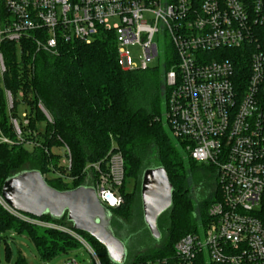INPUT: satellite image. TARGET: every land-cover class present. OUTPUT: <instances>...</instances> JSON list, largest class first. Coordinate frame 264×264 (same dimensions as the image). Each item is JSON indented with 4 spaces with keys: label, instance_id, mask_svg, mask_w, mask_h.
I'll use <instances>...</instances> for the list:
<instances>
[{
    "label": "built area",
    "instance_id": "2783aa9c",
    "mask_svg": "<svg viewBox=\"0 0 264 264\" xmlns=\"http://www.w3.org/2000/svg\"><path fill=\"white\" fill-rule=\"evenodd\" d=\"M101 31L115 34L119 63L127 71L153 68L158 38H169L176 61L165 75L167 122L190 157L217 173L220 197L199 226L204 235L199 229L188 233L172 256L135 264H264V0H0V145H41L25 103L33 96L25 99L23 90L15 94L5 87L16 64L10 58L32 72L39 52L59 54L61 45L91 43ZM2 102L12 137L1 124ZM38 107L52 122L41 102ZM60 149L62 164L70 168L69 147ZM90 169L98 174L94 188L101 204L120 207L125 162L117 143L106 168L99 162ZM0 206L31 225L68 232L94 264H102L75 229L15 209L2 188Z\"/></svg>",
    "mask_w": 264,
    "mask_h": 264
},
{
    "label": "trees",
    "instance_id": "16d2710c",
    "mask_svg": "<svg viewBox=\"0 0 264 264\" xmlns=\"http://www.w3.org/2000/svg\"><path fill=\"white\" fill-rule=\"evenodd\" d=\"M169 57L171 60H167L163 73L158 68L124 70L119 63L115 34L101 31L91 43L73 41L61 45L59 54L39 52L32 59V72L26 64L17 66L15 56L10 58L9 63L17 65L11 66V73L6 75L5 87L15 94L23 90L25 99L33 96L25 103L32 114L30 127L38 129L41 145L33 150L22 145H0V188L9 178L27 170L40 171L47 183L60 191L94 187L98 174L86 168L99 162L106 168L112 144L116 142L125 162V181L121 188L124 203L118 208H107L116 234L130 233L137 225L146 226L141 198L146 169L164 167L173 185L172 205L158 220L159 229L166 227V241L146 252H138L128 264L172 256L176 243L184 235L196 232L198 223L207 221L209 207L220 196L214 190V193L193 199L189 176L201 169L213 178L208 186L212 189L217 185V173L212 166L193 160L178 139L179 146L184 149L182 153L163 124L162 114L165 105L166 115L169 93L165 75L176 61L174 53ZM39 102L51 115L52 122L38 107ZM2 104L1 124L5 133L12 137L5 103ZM65 146L71 151L70 168L62 164L63 156L53 151ZM131 179L135 181L133 191L125 188L126 181ZM40 218L74 229L67 213L60 218L50 214ZM76 231L92 245L102 264H117L103 244L85 231ZM9 233L31 239L44 260L68 253L80 243L64 230L31 225L0 206V264H4V242L9 260ZM13 264L30 263L19 255Z\"/></svg>",
    "mask_w": 264,
    "mask_h": 264
},
{
    "label": "water",
    "instance_id": "95a60500",
    "mask_svg": "<svg viewBox=\"0 0 264 264\" xmlns=\"http://www.w3.org/2000/svg\"><path fill=\"white\" fill-rule=\"evenodd\" d=\"M2 194L12 207L36 217L50 214L60 218L67 213L74 229L89 233L106 247L113 262L124 264L125 244L113 233L111 213L101 204L94 187L60 191L50 186L40 171L27 170L9 178ZM141 198L146 226L159 237L158 220L173 199V185L164 167L144 171Z\"/></svg>",
    "mask_w": 264,
    "mask_h": 264
},
{
    "label": "rangeland",
    "instance_id": "374dc122",
    "mask_svg": "<svg viewBox=\"0 0 264 264\" xmlns=\"http://www.w3.org/2000/svg\"><path fill=\"white\" fill-rule=\"evenodd\" d=\"M158 44H159L160 55L156 60H154L151 66H153V68H158V70H160V73H163V71L166 69V66L163 65V60L165 58L166 60L169 58V56L172 53L173 47L171 46L168 37L158 38ZM140 53H141L140 50L135 49L133 51V54L136 56H139ZM166 92H167V86H166ZM22 111H24V107L19 109L20 113ZM162 120L171 140L174 142V144H176L179 150L182 153H184V149H182L181 146H179L177 137L173 134L171 128L167 123V118L165 115V105L163 109ZM55 150L63 154V151L60 148ZM197 163L201 164L199 162ZM189 167L190 166L187 163V168ZM212 179L213 178L208 173H205L201 169L198 170L196 174L189 176L190 195L193 197V199L197 200L200 197L207 195V193L210 192L214 193L215 192L214 190L218 191L216 185L212 189L208 187L212 184L213 182ZM125 188L126 190L133 191L135 188V181L132 179L127 180ZM197 215L199 216V213ZM198 224H203V222H200ZM199 226L200 225H198L197 230L199 229V233L201 235H204L203 227L199 228ZM160 229L161 230L159 237L153 236L147 226L140 227L137 225L135 226V230H132V232L130 233L127 231H123L122 233L120 232L116 234L115 230L112 229L113 233L117 235L119 238H121V240L124 242L126 247L125 258L123 263L128 264L133 260L135 255L142 252H146L150 250V248L156 247L164 243L167 238L166 227L161 226ZM7 237L11 250L9 251V260H8L6 258V250H5L6 244L4 242L2 245V257L4 260V264H10V263L13 264L19 255L25 257L30 264H66V262H68L71 259H76L79 262V264H93V258L89 250L82 243H79V246L77 248L69 251L68 253L58 255L54 258H51L50 260H44L41 257L40 253L38 252L33 241L28 237L16 233H9L7 234Z\"/></svg>",
    "mask_w": 264,
    "mask_h": 264
}]
</instances>
